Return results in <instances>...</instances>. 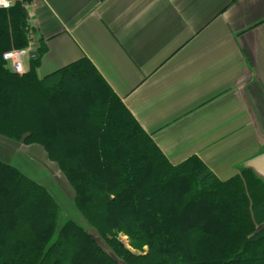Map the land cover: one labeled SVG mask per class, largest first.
I'll use <instances>...</instances> for the list:
<instances>
[{
    "label": "trees",
    "instance_id": "obj_1",
    "mask_svg": "<svg viewBox=\"0 0 264 264\" xmlns=\"http://www.w3.org/2000/svg\"><path fill=\"white\" fill-rule=\"evenodd\" d=\"M28 19L20 2L0 9V138L43 147L90 228L0 159V264H264V180L171 163L86 56L14 72L3 53L31 44Z\"/></svg>",
    "mask_w": 264,
    "mask_h": 264
},
{
    "label": "crops",
    "instance_id": "obj_2",
    "mask_svg": "<svg viewBox=\"0 0 264 264\" xmlns=\"http://www.w3.org/2000/svg\"><path fill=\"white\" fill-rule=\"evenodd\" d=\"M26 10L39 54L26 69L40 58L42 77L88 57L171 163L198 156L228 179L264 152V0H30Z\"/></svg>",
    "mask_w": 264,
    "mask_h": 264
},
{
    "label": "rangeland",
    "instance_id": "obj_3",
    "mask_svg": "<svg viewBox=\"0 0 264 264\" xmlns=\"http://www.w3.org/2000/svg\"><path fill=\"white\" fill-rule=\"evenodd\" d=\"M16 2L22 3L26 9L27 2H25V0H17ZM32 34V43H34L36 33L32 31ZM6 142L8 141L0 138V159L16 165L23 172L48 187L53 195H55V198L60 205L61 218L71 217L81 225L90 228L83 216L74 207V190L59 170L57 164L48 158H41L38 154H35L31 147L28 148L29 145H18L9 142L14 145L15 148ZM32 145L39 146V144L36 143ZM92 232L98 237L96 230L93 229ZM121 238L129 246L127 236H121ZM98 239L103 245H105L100 238Z\"/></svg>",
    "mask_w": 264,
    "mask_h": 264
},
{
    "label": "built area",
    "instance_id": "obj_4",
    "mask_svg": "<svg viewBox=\"0 0 264 264\" xmlns=\"http://www.w3.org/2000/svg\"><path fill=\"white\" fill-rule=\"evenodd\" d=\"M17 0H7V5L0 3V9H9L12 7ZM30 47L25 48H12L3 53V59L8 63L9 67L18 74H23L26 72L25 67V57L28 56Z\"/></svg>",
    "mask_w": 264,
    "mask_h": 264
},
{
    "label": "water",
    "instance_id": "obj_5",
    "mask_svg": "<svg viewBox=\"0 0 264 264\" xmlns=\"http://www.w3.org/2000/svg\"><path fill=\"white\" fill-rule=\"evenodd\" d=\"M38 51H30L29 56L33 58L38 56ZM246 167L252 168L257 175H259L264 180V152L249 159L246 164Z\"/></svg>",
    "mask_w": 264,
    "mask_h": 264
},
{
    "label": "clouds",
    "instance_id": "obj_6",
    "mask_svg": "<svg viewBox=\"0 0 264 264\" xmlns=\"http://www.w3.org/2000/svg\"><path fill=\"white\" fill-rule=\"evenodd\" d=\"M0 3H4L5 6H8V5H7V0H0Z\"/></svg>",
    "mask_w": 264,
    "mask_h": 264
}]
</instances>
